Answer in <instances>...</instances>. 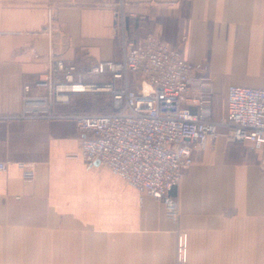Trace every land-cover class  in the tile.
Masks as SVG:
<instances>
[{
    "label": "crops",
    "instance_id": "0c3cea01",
    "mask_svg": "<svg viewBox=\"0 0 264 264\" xmlns=\"http://www.w3.org/2000/svg\"><path fill=\"white\" fill-rule=\"evenodd\" d=\"M148 34L207 66L213 101L231 84L264 87V0H0V264H264V153L249 141L220 129L194 147L174 220L162 200L84 158L74 119L25 110V84L52 58L84 70L119 60L124 36ZM68 106L57 112H79Z\"/></svg>",
    "mask_w": 264,
    "mask_h": 264
},
{
    "label": "built area",
    "instance_id": "2783aa9c",
    "mask_svg": "<svg viewBox=\"0 0 264 264\" xmlns=\"http://www.w3.org/2000/svg\"><path fill=\"white\" fill-rule=\"evenodd\" d=\"M123 9L121 2L117 11L121 31ZM123 38L119 60L100 61L84 70L74 62L52 58L47 71L25 84V110L35 117L74 119L87 161L99 160L139 191L162 200L167 216L176 220L180 205L172 191L193 163L194 147L214 143L219 128L226 127L233 137L264 151V87L229 85L226 113L220 120L212 119L214 91L206 65L185 59L154 34L137 41ZM32 86L43 93L31 94ZM102 90L112 94L113 109L54 110L70 104L74 93ZM19 166L26 177L34 176L31 164ZM5 167L0 162V169ZM186 256L184 234L179 240L180 262H186Z\"/></svg>",
    "mask_w": 264,
    "mask_h": 264
},
{
    "label": "rangeland",
    "instance_id": "374dc122",
    "mask_svg": "<svg viewBox=\"0 0 264 264\" xmlns=\"http://www.w3.org/2000/svg\"><path fill=\"white\" fill-rule=\"evenodd\" d=\"M126 22V21H125ZM87 79H90V77L88 76ZM91 79H101V80H107L106 77L100 78L97 75H91ZM42 90V89H41ZM43 92V90H42ZM85 94L77 97L74 100V104L70 103L68 104L69 106H71L72 109H77L79 110V112H83V111H102V110H110L113 109V101H112V94L109 91L106 90H102V91H91V92H83ZM225 93H220L218 95H215V105H216V115L217 116H222L225 113ZM213 101V103H214ZM67 105H57L56 107H54L55 111H58V107H64ZM68 106V107H69ZM221 129V132L223 133H227L229 135L230 131L229 129L226 128H219ZM220 131V130H219ZM247 148L250 152H257V153H264L263 150H254L252 148V143L251 142H247ZM263 155V154H262Z\"/></svg>",
    "mask_w": 264,
    "mask_h": 264
},
{
    "label": "water",
    "instance_id": "95a60500",
    "mask_svg": "<svg viewBox=\"0 0 264 264\" xmlns=\"http://www.w3.org/2000/svg\"><path fill=\"white\" fill-rule=\"evenodd\" d=\"M95 163H96V164H100V161L98 160V161H96Z\"/></svg>",
    "mask_w": 264,
    "mask_h": 264
},
{
    "label": "bare ground",
    "instance_id": "6f19581e",
    "mask_svg": "<svg viewBox=\"0 0 264 264\" xmlns=\"http://www.w3.org/2000/svg\"><path fill=\"white\" fill-rule=\"evenodd\" d=\"M148 88H149V86L147 85V86H146V89L148 90Z\"/></svg>",
    "mask_w": 264,
    "mask_h": 264
},
{
    "label": "trees",
    "instance_id": "16d2710c",
    "mask_svg": "<svg viewBox=\"0 0 264 264\" xmlns=\"http://www.w3.org/2000/svg\"><path fill=\"white\" fill-rule=\"evenodd\" d=\"M111 110V109H110Z\"/></svg>",
    "mask_w": 264,
    "mask_h": 264
}]
</instances>
